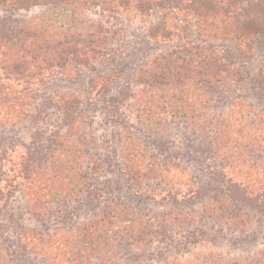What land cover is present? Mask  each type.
Segmentation results:
<instances>
[{"label": "rangeland", "instance_id": "obj_1", "mask_svg": "<svg viewBox=\"0 0 264 264\" xmlns=\"http://www.w3.org/2000/svg\"><path fill=\"white\" fill-rule=\"evenodd\" d=\"M111 1L0 8V264H264V30Z\"/></svg>", "mask_w": 264, "mask_h": 264}, {"label": "trees", "instance_id": "obj_2", "mask_svg": "<svg viewBox=\"0 0 264 264\" xmlns=\"http://www.w3.org/2000/svg\"><path fill=\"white\" fill-rule=\"evenodd\" d=\"M66 1H69V3L71 2V4L73 3V0H0V8L11 9V10H26V9H29L31 6H37V5L46 6V4H51V5L58 6L60 4H64ZM185 1L187 2L186 4H189L188 5L190 7L189 9H191L198 16V18L202 19L203 22L208 17L210 18L213 15H216V16L222 15V16L226 17L227 13H233V15H232L233 16L232 20H234L233 23L235 25H237L238 22H240L239 25L241 26V27L238 26V27L233 28V29H235V31H233V32H234L235 36H237L238 38H243L244 36H247L248 35L247 29H251V28H255V29L259 28L260 29L261 28L264 30V4L260 1H254L251 3L247 2L245 0H185ZM189 1H190V3H189ZM111 2L116 3V5L129 6L131 0H112ZM180 7H182V5ZM136 8L140 9V10L145 9V7L141 4V1L136 3ZM238 29H240V31H238ZM243 29H245V30L243 31ZM51 56H54L55 59L56 58L59 59V56L56 57L55 55L50 54V55H48V57L46 59V61H47L46 64L43 66L47 67L48 61L49 60L53 61V58ZM59 61L63 62L62 59H59ZM49 66H50V63H49ZM225 72L226 71L222 68L219 71H216L214 77L219 76L221 74H224ZM167 74H168V72H167ZM263 77H264V74H263ZM166 80L167 79H161L159 85L165 84L166 87L172 88L173 81H171V80L166 81ZM171 114H172L171 118L172 117L174 118V116L177 113L172 112ZM137 115L139 116V118H145V120H148V119H150L149 115H152V114L149 111V109H146V110H144V112L141 111L140 113H137ZM69 118L70 119L67 123L68 129L71 128V126H73V124H74L73 123L74 118L72 116H69ZM59 164H60V162H59ZM65 165H66V163H62V166L65 167ZM62 166L60 168H58L56 166V167H54V168H56V170L53 169V170H50V172L47 171L48 168L44 167L42 174H43V176L47 177V180H49L50 182L52 181L54 184L57 185L58 183H60V179L62 177L61 176V172H63ZM68 168L71 169L72 167H68ZM28 170H29L28 175H30V174L32 175V174L36 173L35 169L34 170L28 169ZM45 170H46V172H44ZM66 170L69 173L72 172L69 169H66ZM40 180H42V179H40ZM43 181L46 182V180H43ZM242 199L247 200L248 197H246V198L242 197ZM117 216L118 217L121 216L120 212H116V213L112 212V213L106 214V211H103V213H101V216L99 217V219H100L99 225L104 230V232L108 233L111 231V229L113 227H116L114 225L116 223ZM96 231H97V234L100 233V230H96ZM122 232L123 231L120 230V231H117L116 233L121 235ZM111 233H112V231H111ZM97 252H100L99 254L101 255L102 254L101 252H105V251H101V249H98ZM103 257H105V256H103ZM103 257H101V259H103Z\"/></svg>", "mask_w": 264, "mask_h": 264}]
</instances>
